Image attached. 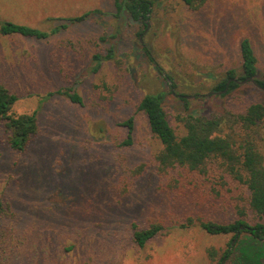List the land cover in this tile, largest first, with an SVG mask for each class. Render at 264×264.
<instances>
[{
  "label": "rangeland",
  "instance_id": "rangeland-1",
  "mask_svg": "<svg viewBox=\"0 0 264 264\" xmlns=\"http://www.w3.org/2000/svg\"><path fill=\"white\" fill-rule=\"evenodd\" d=\"M152 10L145 29L117 12L114 0H0V24L48 33L40 40L0 35V82L17 96L12 113L38 119L23 152L8 146L0 124V201L10 214L0 221L9 237L0 264H264V244L248 234L209 235L199 226L232 222L237 209L252 223L247 190L220 168L158 176L152 160L161 145L137 108L143 95L164 92L168 121L182 135L180 95L192 97L189 110L203 115L261 101L248 82L226 95L211 92L228 70L240 75L244 37L262 78L264 0H209L199 12L159 0ZM109 48L117 63L102 61L93 71L92 56ZM129 119L132 144L121 146ZM259 146L264 156V125ZM152 225L160 234L137 246L134 231Z\"/></svg>",
  "mask_w": 264,
  "mask_h": 264
},
{
  "label": "trees",
  "instance_id": "trees-1",
  "mask_svg": "<svg viewBox=\"0 0 264 264\" xmlns=\"http://www.w3.org/2000/svg\"><path fill=\"white\" fill-rule=\"evenodd\" d=\"M158 1L114 0V5L117 12L125 11L134 22L142 23L146 29L148 26L146 20H148ZM178 1L188 10L199 12L206 7L209 0ZM92 13H84L69 21L81 22ZM0 35L37 38L39 40L48 37L47 32L12 22L0 24ZM143 51L147 58L154 63L147 49L143 48ZM239 54L241 60L240 75L236 76V71L233 69L228 70L225 78L213 88V92L223 91L230 79L243 81L247 78H253L260 87L256 88L262 92L263 99L249 104L245 110L241 112L225 110L209 115L195 114L189 110V99L184 94L180 95L179 98L184 104L186 114L178 117L184 130L182 135H178L170 125L164 109V92L143 95L137 108L146 116L150 132L161 145V149L153 155L152 160L154 173L158 176L168 175L179 168L207 176L215 168H220L232 183L247 190L248 197L245 210L252 213V223L246 220L244 210L237 209V218L234 221L226 224L202 221L199 223L200 228L209 235L232 234L237 237L241 233H246L256 244L259 242L264 244V156L261 152V146H259V130L264 125V74L261 79L258 78L257 58L247 37L239 41ZM102 61L117 63L112 48L107 49L105 55L95 54L92 56V62L95 64L93 71H97L101 67ZM155 66L157 70H161L157 65ZM238 87L237 83L230 82L224 95ZM64 95L72 103H81V98L77 94H71V90L65 92ZM16 101L17 96L10 93L0 82V124H3L7 134L8 146L14 151L23 152L38 132V119L35 112L14 115L12 108ZM124 126L127 127L128 132L121 146H130L133 131L132 119L126 121ZM144 167V164L138 167L134 172L136 177L141 175ZM9 215L8 208L0 201V221ZM161 229L160 225H152L144 230H136L133 233V241L137 246L143 247L160 234ZM7 235L6 228H0V249L9 241ZM256 251L255 253L258 254L259 248ZM250 253L252 254V252ZM255 253L251 256H254ZM227 254L228 251L225 255ZM214 255V252L211 251L210 257L212 259ZM217 264H223V259H220Z\"/></svg>",
  "mask_w": 264,
  "mask_h": 264
},
{
  "label": "water",
  "instance_id": "water-1",
  "mask_svg": "<svg viewBox=\"0 0 264 264\" xmlns=\"http://www.w3.org/2000/svg\"><path fill=\"white\" fill-rule=\"evenodd\" d=\"M232 81L235 82V83H237L238 85L245 84V83L249 82V83H251L252 85H254L255 87L260 88L259 85H257V83L254 81L253 78H247V79H245V80H243V81H239V80H236V79H230V80L227 82V85H226V87H225V89H224L223 91H219V92H211V94L222 95V94L226 93V91H227V89H228V86H229V83L232 82ZM208 94H209V93H208ZM186 98L190 99V98H192V97H187V96H186Z\"/></svg>",
  "mask_w": 264,
  "mask_h": 264
}]
</instances>
